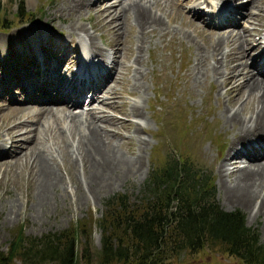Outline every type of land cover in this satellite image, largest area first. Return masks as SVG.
<instances>
[{
	"label": "rangeland",
	"instance_id": "rangeland-1",
	"mask_svg": "<svg viewBox=\"0 0 264 264\" xmlns=\"http://www.w3.org/2000/svg\"><path fill=\"white\" fill-rule=\"evenodd\" d=\"M100 1L89 7L98 9L105 1L106 4H109L113 0ZM171 1L170 6L165 8L164 21L174 31L171 32L172 34L155 32L143 43L141 54L144 59L139 65L143 74L141 73L140 76L134 69L137 64L133 63V57L127 53V49H132L131 41L134 33L128 31L126 27L114 32L109 29V25H102L103 22L101 23L97 19V28H94L97 17L93 13L94 10L87 13L83 10L77 17L60 15L55 10L56 0H0V146L8 147L5 151L0 148V251L7 250L14 236H21L23 238L21 244H24L27 238L36 237L45 232L72 228L77 223L79 235L77 241L75 240L76 260L74 264H84L80 257L84 246L92 257L101 243L102 233L98 228L97 220L105 209V200L113 194L121 193L128 197L129 202L136 203L142 193V185L148 171L152 167L160 165L166 154L179 152L188 158H192L197 165L212 175L214 198L219 206L226 210L238 209L243 214L244 223L254 228L259 241L264 242V223L261 216L253 217L250 206L244 207L228 201L224 193L232 181L229 180L231 178L228 174L223 175L222 171L218 170L229 151V144L233 141V136H239L235 135L236 126L232 127L227 124L225 116L228 110L237 108L238 102L244 101L246 92L243 90V92L236 94L233 91V94L231 92L230 95L238 96V99L236 101L227 100L226 97L230 95L227 91L224 93L225 85L223 83L218 84L220 81H218V76L215 73L208 70L206 78L203 80L202 77L192 80L190 75H187V69L193 63V53L191 52L193 44H199L198 47L205 46L207 38L204 34L215 37V35L230 31V33L240 35L243 26H246L249 32H253L251 40L245 42L247 43L245 45L250 48L247 55L239 58L237 50L232 49L230 54L218 56V61L221 62L219 71L222 74L229 70L226 69L229 64L244 60L249 63L250 59L264 49V0H255L254 4L248 0L226 1L231 4L246 1L245 8L234 10L238 11L235 14L239 18L233 24L236 26L232 29L224 26L227 23L218 25L209 22L203 11L211 8V5L206 3L210 0ZM212 2L215 4L217 0H212ZM192 3L198 8V11L189 12ZM223 9H227V7ZM255 10L257 13L254 12ZM245 11L252 12L250 17L248 15L247 21L245 18L243 19ZM18 14H20L19 17ZM98 17L100 18V14ZM188 18L194 19L197 26L183 23ZM70 22L83 24L92 33L96 45L105 53L112 51L110 45L115 46L116 43L121 42L120 45H123V48H121L117 62L119 64L123 59L121 55L125 53L124 62L126 65L125 67L121 66L120 79L117 82L111 78L112 69H106L109 74L94 91V95L99 97V101H94L90 106L83 103L76 107H69L66 103L53 104L51 105L53 114L61 117L65 112H68L81 114L84 118L91 108L99 109L101 107L99 103L101 100L108 102V105L103 107L105 112L122 119V113L114 109V105L110 104L111 101L117 103L125 101L126 106L139 105V109L143 112L142 120H139L141 127L136 126V129L131 124L124 122H117L111 128V125L105 121H98L102 126L107 124L106 126L110 130H118L117 133L110 134V136L112 135L114 141H120V150L124 155L129 157L133 152L132 149L136 151V147L141 145V159L144 165L141 164L142 168L134 174L126 173L110 184L99 187L97 191L96 189L93 190V178L88 174L87 164L78 162L76 165L67 157V154L62 156L63 153L60 152L62 148L66 151V143L70 142L72 136H75L74 133L63 130L67 123L63 121L60 122L62 127H53L50 124L49 117L51 116L47 115L44 118L45 127H35L34 124L36 123L31 124V121L34 122L37 119L36 110L40 109L41 106L29 103L34 100L32 93L35 91V89L28 87L29 80L34 83L41 77L42 79L45 77L46 80L51 77V74L46 72V64L43 62L42 66L32 69L33 55L40 56L43 53L44 56H53L58 60V70L61 73L64 72L63 75L65 76L70 73L73 74V67L80 60L87 59V62L92 64L93 60L96 59V57H89V55L85 58L81 57V54L87 52L83 47L82 50L78 43L79 40H85L78 39L79 33H83L84 28L82 29L80 25L75 26L74 30L76 31H70L72 36L68 37L67 31L69 30L67 27ZM1 23L8 26L5 28V26H1ZM225 30L227 31L225 32ZM255 30H259V32L255 33ZM245 32V34L249 33L248 31ZM30 33H35L34 38L40 39L39 55H37L36 49L31 48L32 45L28 39ZM241 41L243 42L242 39ZM122 49L125 50L122 52ZM105 58L110 61L109 55H105ZM224 62L226 65H223ZM104 64L106 65V62ZM127 64H131L130 68ZM207 64L209 66L208 62ZM33 74H39L38 79L37 77L33 78ZM256 75L259 76L258 73ZM133 78L138 80L136 92L130 90ZM10 83H13L16 88ZM44 83L48 82L44 81ZM107 87L109 90L105 92L104 89ZM113 87L117 91V95L111 94L110 90ZM14 98H18L19 102L9 101ZM26 106L27 108L29 106V110H31L28 113L32 114H28L29 116L21 115L16 119L11 118V111L20 107L26 108ZM48 106L37 112L49 110L50 107ZM24 117L27 118L24 124H19L18 121ZM130 119L136 121V118L130 117ZM15 123H18V126L12 132L34 129L36 148L38 150L41 147L44 148L53 157L57 166L56 170L62 175L57 188L49 192L46 205L38 206L37 203L38 168L33 163V158L29 156L34 155H28L27 150L23 151L24 147L15 154L16 152H11L12 146H8L7 137L10 133H7L5 129ZM29 134L25 132L21 138H27ZM239 139L241 138L239 137ZM1 142L4 145H1ZM8 154L10 155L8 156ZM237 162L239 166H243L246 161L240 158ZM227 166L233 168L232 165L227 164ZM65 190L69 192V195L64 196ZM187 259L188 264H242L225 253L208 249L195 252L192 256H188L185 261H181L180 264H187ZM11 261L12 264H21L19 258L13 257ZM89 264L97 263L92 258Z\"/></svg>",
	"mask_w": 264,
	"mask_h": 264
},
{
	"label": "bare ground",
	"instance_id": "bare-ground-1",
	"mask_svg": "<svg viewBox=\"0 0 264 264\" xmlns=\"http://www.w3.org/2000/svg\"><path fill=\"white\" fill-rule=\"evenodd\" d=\"M99 1L100 0H56L55 10L60 15L63 14L67 17H77L81 14L83 10L86 13L89 11L91 12V10H94L93 13H95L97 16L94 28H97V19L101 23L103 22L102 25H109V29H112L114 32L116 30H121L122 27H126L128 31L134 33L132 36L133 40L131 41L132 49H127V53H129L130 56L133 57V63L137 64V66H135L134 68L135 71L139 75L141 73L143 74L139 66L144 59L141 54L143 43L149 37L153 36L155 32L164 34L171 33L174 31V29H171V26L169 24H165L164 21L166 11L165 8L167 6H170L171 0H113L112 3L109 4H106L105 1L104 4L99 8L98 6L100 5H98V9L89 7L93 3H99ZM226 1L228 0H217L215 4L212 2V0H210L209 2L205 1L208 5H211L210 9H205L203 11V14L207 16L209 22L222 25L224 23H233L237 21V14H235V12L238 13V11L234 10H237V8H245L246 1L244 3L239 2L237 4H231ZM248 1L254 4L255 0ZM100 3H103V1H100ZM225 6L227 7V9H222ZM193 11H198V8L192 3L191 7L189 8V12ZM254 12H256V10ZM251 13L245 11V17H243V19L245 18L247 21L248 15L250 17ZM98 14H100V18L98 17ZM196 15L200 16L199 14ZM183 23H190L192 25L195 24L197 26L194 19L192 18L185 19ZM78 25H80L82 29L84 28V32L79 33L78 39H85L79 40V46H81V48L83 47L86 49L88 53L87 55H89V57L93 56L96 57V59L93 64H89L87 60L82 59L81 64H78L74 68L75 72L79 71L82 68L84 73L86 75H89V78L85 83L78 80V82L75 84V87L78 91L72 94V96H80L81 90L87 88L90 91V96L88 97L87 105L90 106L94 101H99V97L94 95V91L97 89V87L106 77V75L109 74V71H107L106 69L111 68V78L113 79V81H119L121 74V66L125 67L126 65L124 62L125 53L121 55L123 59H121L118 64L117 58L120 55L121 48H123V45H120L121 42L116 43L117 45L115 46L110 45L109 47L112 51L105 53L94 42L92 33L88 29H86L81 23H69L67 27V30H69L67 31L69 33L68 37L72 36V32L70 31H76L74 30V27H77ZM235 26H231V29ZM227 30H225V32ZM241 30L242 32L240 35L230 33V31L221 35H215V37L206 36L204 34V36L207 38L205 46L198 47L199 44H193V50L191 51L193 53V63L187 69V75H190L189 77L192 80L196 78L199 79V77H202L203 80V78H206L207 71L210 70L211 73H215V75L218 76V81H220V83L218 84L221 85V83H223V85H225L224 93H226L227 91V93L230 95L231 92L233 94V91H235L237 94V92H243V90H245L246 96L244 101L238 102L237 108H234L231 111L228 110V113L225 116V121H227V124L231 125L232 127L236 126L235 135L239 136H233V141L229 144V151L224 157L225 160L218 167V170L222 171L223 175L228 174L231 178L229 180L232 181L229 186L227 185L228 187L226 186V189L228 190L226 191V193H224L228 201H232L233 204L235 202L236 204H240L244 207L250 206V209L253 212V217H257L260 215L264 223V55L262 56V54L264 53V49H262L258 54H256L254 58L250 59L249 63L245 60L237 63H232L226 67V69H229L227 72H224L222 74V72L219 71V69L221 68L219 64L221 62L219 63L218 56L223 54H230V52H232L230 50L232 49L237 50L239 58H241L243 55H247V53L249 52L250 48L248 47V45H245L247 44L245 42L251 40L253 32H249V29L246 28V26H243ZM245 31H248L249 33L245 34ZM258 32L259 30H255V33ZM34 34L35 33H30L28 35V39L30 40V45H32L31 48H33L34 50L36 49L35 51L37 52V55H39L38 49L40 45V39L34 38ZM241 39L243 40V42L241 41ZM224 46L227 48H225ZM244 48L246 51L244 50ZM125 49H122V52ZM84 53L86 54V52ZM41 55L42 56L39 58L40 62L39 64H37V66H42V62L45 63L47 72L49 71V69L47 68L49 67L48 63L53 61L54 59L45 57L43 53H41ZM105 55H109L110 61L106 60ZM104 62H106V65L104 64ZM207 62L209 63V66ZM32 65H35V63L33 62ZM130 65L131 64H127L129 68ZM223 65H226L225 62L223 63ZM50 69L57 74L60 73L58 67L51 66ZM256 73H258L259 76H257ZM38 76L39 74L32 75L33 78L37 77V79ZM211 78L213 79V77ZM43 79L46 78L44 77ZM70 80L71 78H67L66 80H62V82L69 86ZM137 88L138 80L137 78H133L132 83L130 84V90L135 91L137 90ZM108 90L109 87L104 89L105 92H107ZM110 92L111 94L117 95V91L114 89V87L111 88ZM57 93L61 92L57 90ZM217 94L219 93L217 92ZM81 99L83 100V97H80L75 102H78ZM226 99L236 101L238 99V96L230 95L227 96ZM99 103L101 107L99 109L91 108L88 111L86 117L84 118L83 116H81V114H72L68 112L64 113V111V114L61 117L56 116L53 114V111H51L52 106L49 105V110H46L44 112H36L35 115L37 116V119L34 122L31 121L32 125L33 123H36L34 124L35 127L41 126L43 128L46 125L44 118L47 115H50V124L53 125V127H62L60 122L63 121L67 123V126L65 125L66 127H64L63 130L70 131L74 133L75 136H72L73 138L70 140V142L66 143V151L63 150L61 146L62 149L60 150V152L62 151V156L67 154V157H69L71 161L76 165H78V162H85L87 164L89 168L88 174L93 178V184L95 185H93V190L96 189V191L99 187H103L107 184H110L111 182L126 173L134 174L140 168H142L141 164H143L140 150L141 145H138V148L136 147V151L132 149L133 152H131L129 157L126 156V154L124 155L123 152L120 150V141H114L111 137L112 135L110 136V134L114 135L115 133H117L118 130H110L109 128H107L108 126H106L107 124H110L112 128V126L114 124H117V122H124L126 124H131V126H133L134 128L136 126L141 127V122H139V120H142L143 112L141 111V109H139V105L137 106L136 104H132L126 106L127 103L125 101H121L118 103L111 101L110 104L114 105V109L122 113V119L120 117H117L116 115H109L107 112H105L103 107L107 106L108 102L106 103L104 100H101ZM76 105L78 106V104ZM29 111H31L29 110V106L28 108L27 106L26 108H17L14 111H11V118L16 119V117H20L21 115L27 116L28 114H32L28 113ZM220 113L222 112L220 111ZM130 117L136 118V121L131 120ZM26 119L27 118L25 117L21 118L18 123L24 124ZM98 121H105L107 124L102 126V124H100V122ZM18 123H15L9 128L5 129L7 133H10L7 137L9 140L8 146H12L11 152H16L15 154H17L24 147L23 151L27 150L28 155H34L29 156L33 158L32 161L38 168V184L36 186V189L38 190L36 193L37 203L38 206L46 205L50 195L49 192L57 188L60 180L62 179V175L56 170L57 166L53 160V157L48 152H46L44 148L41 147L39 150L36 148V141L33 133L34 129L31 128L29 131L24 129V132H12L13 129L18 126ZM25 132L30 134L27 136V138H21V135ZM239 137L241 139L238 140ZM126 138L129 137L126 136ZM137 141L139 142V140ZM1 145H4V143L1 142ZM0 148L5 151L8 147L0 146ZM236 154H240L241 156H236ZM9 155L10 154H8V156ZM240 157H243V159L246 161L245 165L243 166H239L237 164V161ZM231 158L233 159L229 161ZM231 162L233 164H230ZM227 164L232 165L233 168L231 169L230 166H227ZM63 194L64 196L69 195V192L65 190Z\"/></svg>",
	"mask_w": 264,
	"mask_h": 264
},
{
	"label": "trees",
	"instance_id": "trees-1",
	"mask_svg": "<svg viewBox=\"0 0 264 264\" xmlns=\"http://www.w3.org/2000/svg\"><path fill=\"white\" fill-rule=\"evenodd\" d=\"M141 192L136 203L121 193L105 200L97 220L101 243L92 257L84 246V264L92 258L97 264H180L203 249L218 250L242 264H264V242L256 230L244 223L238 209L219 206L212 175L192 158L166 154L148 171ZM78 228L76 223L45 232L24 244L14 236L0 251V264H12L13 257L21 264H74Z\"/></svg>",
	"mask_w": 264,
	"mask_h": 264
}]
</instances>
